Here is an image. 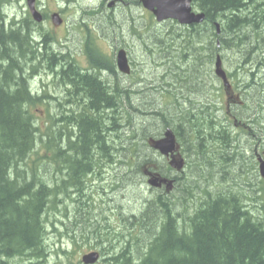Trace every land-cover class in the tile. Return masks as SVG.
I'll list each match as a JSON object with an SVG mask.
<instances>
[{
  "label": "trees",
  "instance_id": "trees-1",
  "mask_svg": "<svg viewBox=\"0 0 264 264\" xmlns=\"http://www.w3.org/2000/svg\"><path fill=\"white\" fill-rule=\"evenodd\" d=\"M5 1L0 0V264H48L42 215L58 205L63 210H70V205L78 217L74 227L82 232L90 226L95 238H100L94 230L95 216L89 212L85 221L78 216V208L93 205L83 189L94 181L99 189L103 187L102 168L117 164L114 157L126 150L128 155L121 160L138 181L131 177L122 184L115 177L116 182L127 189H133L136 181V186L139 181L147 186L142 170L154 157L147 137L167 127L174 130L193 173L172 176L176 192L147 186L150 200H142V190L134 188L139 206L127 208L122 200L128 195L121 194L114 214L102 219L107 221L105 233L116 229L108 222L110 217L118 221L119 232L112 234L120 247L114 249L111 238L104 237L99 241L101 251L90 249L101 257L108 255L101 260L105 264H264V220L251 214L249 203L251 187L255 193H264L258 181L257 185L252 182L259 179L252 146H264V118L257 121L258 129L251 120L253 127L248 130L230 128L216 115L210 95V91L213 96L216 93L212 67L223 49L243 54L240 63L248 62L250 69L258 65L256 50L264 43V0H191L204 14L201 24L180 27L174 23L166 33L140 39L145 56L161 69L159 80L152 78L154 85L146 89L128 84L108 54L89 41L77 49L79 59L90 67L83 72L72 63L75 53L62 49L53 28L44 31L33 25L36 32L31 34L29 17L17 23L7 21L1 15ZM129 16L124 20L112 11L97 19L103 29L122 36L120 20L137 30L139 22ZM109 70L123 80L117 77L114 82L111 73L110 83H101L100 74ZM258 70L262 71L260 82L251 78L248 83L256 96L254 119L264 115V65ZM150 93H164L174 101L161 105ZM40 107L44 130L39 125ZM234 108L229 109L231 115L244 116L247 105ZM139 130L141 135L136 134ZM139 143L149 152L145 156ZM242 143H248V148ZM249 150L251 154L245 155ZM42 162L55 167L52 176L46 175L47 183L37 176L36 165ZM165 169L170 170L163 167L161 176L169 175ZM109 193L111 197H102L101 204L118 202L112 198L113 191ZM75 195L83 197L75 201ZM257 200L264 208V200ZM67 264H82L81 257Z\"/></svg>",
  "mask_w": 264,
  "mask_h": 264
},
{
  "label": "rangeland",
  "instance_id": "rangeland-1",
  "mask_svg": "<svg viewBox=\"0 0 264 264\" xmlns=\"http://www.w3.org/2000/svg\"><path fill=\"white\" fill-rule=\"evenodd\" d=\"M70 1H74V0H70ZM136 1L137 0H116V2H114L113 0H76L73 3H65L64 0H44L42 2L41 7L43 8L44 12H46L49 16L52 15L53 13H58V10H63V14H62L63 17H65L67 14H69L73 18V20H75V21L80 16L86 15V16H83L84 19L80 20V22H83L82 25H86L88 30H90V28L92 27L89 24L92 23L94 25L96 32L101 37H103L112 47H114V46L126 47V50L129 54L130 60H131L132 65H133L132 70H133L134 76L132 77L130 84L132 86H134V84H136V85L139 84L140 87L146 89L147 87L149 88V87H152L154 85L152 78H155L157 81L159 80L158 75L161 73V69L158 70V66L155 65L153 60H151V59L148 60L149 57L145 56L146 53L143 52L142 45L140 44V39L141 38L143 39L147 35L152 34V33H154V34L166 33V30L170 27V23L158 25L155 22H153L151 24V20L148 19V17H147L148 15L145 13L146 11L143 10L141 8V6H138L136 4ZM24 3H25L24 0H19L18 4L17 3H9L5 7V8H7L6 13L9 15L8 16L9 18H10V15H12L13 13L16 12V18H14L12 20V22L17 23V22H19V20L26 18L25 13L22 12L23 7H24ZM103 3H104V7H103ZM112 3L114 4V6L108 7V5H112ZM127 4L131 7V9L127 6ZM92 9H93V11H94V9H99L100 14L107 15V16H108L109 12L110 13H112V11L116 12V14H118L120 17H123L121 19H124V20L126 18L130 17L129 15H132L133 17L135 16V18L137 19V22H139V23H137V30H132L131 28H129L125 24L124 20H120L122 22V28L126 32L123 31L122 36H120V35L117 36L113 32H108L107 30L103 29L102 25L98 24L99 21L97 18L91 19V18H88L90 15L82 14V12H90ZM1 15L3 16L2 12H1ZM124 16H127V17L124 18ZM75 21H73L71 24V27L68 28L69 34H68V37L66 39V42H67L69 35H72L70 40L67 42L68 51L72 52V53H75L77 51V49L79 48V42H80V40L83 39L82 34L79 31V29H76L74 26H72L73 23H75ZM30 25H32V24H30ZM133 25L135 26V24H133ZM50 27L53 28L55 30V32L60 37V35H61L60 30L54 28L56 26H54L52 23H51ZM126 28H128V29L126 30ZM30 29H31V34L36 32V29L33 25H32V27H30ZM81 31L84 32L83 29H81ZM97 33H95V34H97ZM113 34H114V36H112ZM59 42L62 44L63 39L59 38ZM234 50L235 49L229 51V49H225V50L223 49L222 52H219L218 54L221 55V57L223 58L222 59L223 69L226 72L233 73L234 76L236 78H238V80H239L238 83H235V82H233V83H234L235 87H237L236 94L239 97H242L243 104L247 105V108L245 109V113H244V118H246L248 121L251 120V123H253L254 126L257 127V129H258L259 124H257V121L259 120V122H260L261 118H264V115L258 114L257 118L254 119L257 114H256V111L254 110L252 105H253V103H255L253 101H254V98L256 96L253 92V89H250V91H248V92H247V90L244 92V89H246L248 87V83H250L249 81L251 80V78L253 79L254 82H257V83L260 82V79H261L260 75H261L262 71L260 72L258 69H259V66L264 65V52L263 53L261 52V51H264V43L261 44L259 50H256L257 51L256 56L258 57L257 59H259V63L257 66L252 65L253 66L252 69L249 68L250 64L248 62L240 63L242 61V59L244 58V55L243 54L241 55V54L235 52ZM260 55H261V57H260ZM250 56H252V55H250ZM250 56H249V58H250ZM146 60H148V62ZM143 61H146V62H143ZM102 72L105 75H107L110 79H113L112 75L114 74V82L117 79V77L119 76V75H116V72H114V70L113 71L109 70V74L105 73L104 71H102ZM111 73H113V74H111ZM94 75H98V74H94ZM156 80H155V82H156ZM47 81H49V80L47 79ZM216 82L219 84L218 81H216ZM216 82H214V84H216V86H217L218 84ZM214 87H215V85H214ZM150 94H153V96L155 97L157 102H159V103L162 102L161 105H166L165 103H166V101H168V99L167 98L164 99L162 97V95H165L164 93H159V94L150 93ZM205 94H206V91H205ZM210 95L213 98V100H212L213 102H219L220 101V107L224 108L225 98L224 99L219 98V101H218L216 99V97H213V94L211 93V91H210ZM153 96H151L149 98H152ZM226 97H228V95H226ZM205 101L206 100L204 99L202 101V103L204 104ZM249 107H252L251 111H249ZM39 111H40L39 125L41 127L40 130H44V114H42V108L41 107L39 108ZM235 113H237V112H235ZM216 115L217 116L219 115L220 119L223 118V113L220 111H216ZM149 124H151V123H149ZM136 134L141 135L142 132L139 130L138 132H136ZM154 134H155V132L151 133V135H154ZM127 137H128L127 134H123L124 140H126ZM133 143H136V142H133ZM245 144L246 143L241 144V146L243 148L245 147L244 149L248 148V143L246 145ZM254 147L255 146H252V148H254ZM139 149H140L141 155L145 156L146 152H148V150L146 151V149L141 144L139 145ZM127 152H128V150H126L125 152H123L121 154H117L116 155L117 157H114L113 160L115 162H117V164H109L105 168H102V170H101L102 175L101 176L104 179V181L102 182L103 187H101L99 189V186H98L99 183L94 181L93 183H91V185L87 186L86 189H83V192H85L86 195L88 197H90L91 200L93 201V205H91V204L88 205V209L86 207L83 208V206L81 205L82 207L77 209V210H79L78 216L80 218L83 217L84 219H82V221H85L89 218L88 213L91 212V214L95 216V219H93V220L97 221V226L94 229L95 233H98L100 238H95L96 234H93L94 231L92 228H90V226H88V230H83L82 232H81L80 227H78V226L74 227V224H73L74 220H75L74 218L78 219V217L76 216V213L71 211L72 207L70 205L68 206V208H70V210L69 209L63 210V209H65L64 206L62 208V207H60V205H58L57 208H53L51 210H48L44 215H42L43 220H46L45 221V228H46L47 233H45V235H44V242H45L44 245H49L48 246L49 247V249H48L49 255L46 259L48 264H54V263H56V264H67V261L70 263L75 262L77 259H80V257L83 254L91 252V251H95V250L90 249L93 246L95 248H97L96 250L100 249V251H101V243L102 242L100 243L99 241L104 240V237L108 238V240L111 238V242L114 243V249H118L120 247L121 243L120 242L118 243L117 241H115V239H117V238L115 236H113V234H112V233H116V235H117L119 232L118 230H116V229H118V226H119L118 221H116V219L114 217H110V220L108 222L111 225H113L114 227H116V229H114L112 231L106 230V233H105V230H103V228H104V222H107V221L103 222L102 219L104 217H106L109 213L113 212V214H114L116 205L121 204V203H119V197L121 199H123L122 196H120L121 194L123 195V194L127 193L128 196H126L122 201H123V203H125V206L127 208H130L131 206H134V205L139 206L140 200L138 199L137 195H134V190H133L134 188L139 187L140 191L142 190V192H143L142 200L143 199H149L150 200V198H148V197H150V192H151L148 190L147 186H145L143 184V182H141V181H139V185L136 186L137 181H138L137 174L133 173L132 171H129V166L128 167L126 166L125 159H124V161L121 160L122 157L128 155ZM262 152H264V146L259 145L257 153L259 155H261ZM245 155H246V152H245ZM247 155H250L249 151L247 152ZM192 157L193 156L190 157V163L192 161ZM33 158H34V155H31L30 159H33ZM153 160L156 161V163L158 165H160V167L164 166L162 164L163 163L162 160L157 158L156 156L153 157ZM189 166H190V164L188 161L187 166L184 168L182 175H188V174L190 175L191 173H193V170ZM54 168H55L54 166L47 164V162H42V164H37L36 165V170L38 169L37 170V176H41L44 179V181H46V183H47V181H49V177H47V176H49L48 174L55 172ZM256 168H257V166H256ZM29 172H28V174L30 175L31 172L30 173ZM127 172H128V174H127L128 176L122 177V175H125V173H127ZM44 173H47V174H44ZM52 175L50 174V176H52ZM115 177H117L120 181H122V184H123V181L124 182H125V180L128 181L132 177L133 179L137 180L136 185L132 184L131 186H133V189H131V188L127 189L126 186L123 187V185L120 184L119 188H117L116 190H113V188L117 185ZM258 177H259V175H258ZM259 179H261V178L259 177ZM259 179L257 178L256 180H254L252 182H253V184L257 185L256 181H258V183L260 184V189H261V187L262 188L264 187V183H262ZM216 182H218V181H216ZM198 183L202 184V181L198 182ZM210 183H212V181ZM229 185H231L230 182H228V186ZM111 190L114 193L112 198L113 199L118 198V202H117V200L116 201L111 200L108 205L107 204H101L99 201L102 197H104V198H105V196L111 197L112 194L109 193ZM255 190H256V188H254V186L251 187L250 195L253 197L249 201V203L251 205L250 211H251V214H253L254 216L260 218L261 220H264V208L262 206L263 203H259V201L257 200L258 197L259 198L261 197L262 200H264V193L259 194V191L255 193ZM172 191L176 192L174 190V188ZM252 192H254V194H252ZM131 196H133V197H131ZM82 197L83 196H80L78 198V195H75L72 199H74L76 201ZM130 197L132 198L131 199L132 201H128L130 199ZM67 198L70 199V197H67ZM89 207H90V210H89ZM130 213L131 212H126L124 214H126L128 216ZM74 215L76 217H73ZM136 216H137V212H135L133 214V218L134 217L136 218ZM90 231L92 232V234H89V233H91ZM73 242H75V243H73ZM78 246H80V247H78ZM59 249H60V251H63V250L66 251L69 254V256L67 257V256L61 254ZM56 250H57V252L55 253L54 251H56ZM73 251H74V253L71 254ZM103 253H105L104 250H103ZM104 257H108V255H106V256L102 255V258H104ZM11 259H13V258H11ZM100 264H105V263H102V261H101Z\"/></svg>",
  "mask_w": 264,
  "mask_h": 264
},
{
  "label": "water",
  "instance_id": "water-1",
  "mask_svg": "<svg viewBox=\"0 0 264 264\" xmlns=\"http://www.w3.org/2000/svg\"><path fill=\"white\" fill-rule=\"evenodd\" d=\"M143 6L151 11L157 22H161L167 19H174L180 24H191L199 23L203 19V15H194L190 12V0H146L143 2ZM34 19L39 20L40 16L38 14L33 15ZM118 68L123 73H127V65L123 52H120L117 59ZM219 62L217 59L216 67L218 68ZM218 71V70H217ZM218 74H221L222 78L224 76L219 71ZM173 136L168 131L166 133V139L152 142V147L158 149L161 153L167 154L173 150ZM173 167L179 168L180 162L178 165L175 164V161L172 162ZM260 175L264 178V163L262 162L259 165ZM156 180H150L149 184L152 186H158L155 182ZM165 182V181H159ZM98 259L97 253H90L82 257V262L84 264H94Z\"/></svg>",
  "mask_w": 264,
  "mask_h": 264
},
{
  "label": "flooded vegetation",
  "instance_id": "flooded-vegetation-1",
  "mask_svg": "<svg viewBox=\"0 0 264 264\" xmlns=\"http://www.w3.org/2000/svg\"><path fill=\"white\" fill-rule=\"evenodd\" d=\"M36 1V3H37V0H35ZM43 16V15H42ZM77 52V51H76ZM130 65H131V68L133 67V65H132V63L130 62ZM83 72H86V71H83ZM105 72V71H104ZM103 74H100V78H101V80H100V82L101 83H110V78L107 76V75H103ZM90 76V75H89ZM93 76V75H92ZM134 75H133V71L131 72V75L129 76V79H128V84L130 83V81H131V79H132V77H133ZM119 78H121V80H123V78L121 77V76H118ZM125 78H128V76H126ZM250 89L251 88H249V87H247L246 88V90H247V92L248 91H250ZM245 90V91H246ZM183 108V107H182ZM115 186V185H114ZM120 187V183H117V185L113 188V190H116L117 188H119Z\"/></svg>",
  "mask_w": 264,
  "mask_h": 264
},
{
  "label": "bare ground",
  "instance_id": "bare-ground-1",
  "mask_svg": "<svg viewBox=\"0 0 264 264\" xmlns=\"http://www.w3.org/2000/svg\"><path fill=\"white\" fill-rule=\"evenodd\" d=\"M220 31V30H219ZM131 62V61H130ZM132 63V62H131ZM210 65V64H209ZM206 78H209V76H206ZM209 82V81H208ZM207 84V83H206ZM203 86V85H202ZM211 98V97H210ZM206 100V99H205ZM209 101V100H208ZM206 102V101H205ZM202 104V103H201ZM203 110V109H202ZM175 183V181H174ZM254 194V193H253ZM253 197V196H252Z\"/></svg>",
  "mask_w": 264,
  "mask_h": 264
}]
</instances>
